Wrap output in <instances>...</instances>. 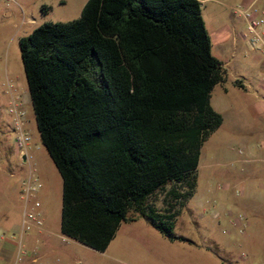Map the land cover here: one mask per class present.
I'll return each instance as SVG.
<instances>
[{"label":"trees","instance_id":"trees-1","mask_svg":"<svg viewBox=\"0 0 264 264\" xmlns=\"http://www.w3.org/2000/svg\"><path fill=\"white\" fill-rule=\"evenodd\" d=\"M19 48L62 178L61 232L102 251L122 221L142 215L184 239L174 233L179 207L222 122L210 95L225 69L199 0H86L79 16L33 27Z\"/></svg>","mask_w":264,"mask_h":264},{"label":"rangeland","instance_id":"rangeland-1","mask_svg":"<svg viewBox=\"0 0 264 264\" xmlns=\"http://www.w3.org/2000/svg\"><path fill=\"white\" fill-rule=\"evenodd\" d=\"M84 1L0 0V245L3 239H12L16 245L20 239L25 204L21 183L29 174L30 162L39 186L29 198L28 208L40 212L43 224L41 230L31 228L23 232L21 242L27 251L34 249L42 237H49L56 245L64 244L66 239L67 245L72 247L73 255L68 264H264V208L254 211L251 207L224 205L212 200L213 192L222 188L217 175L230 169L231 162L242 156L237 153V147L243 148L244 153L247 131L259 125L260 111L256 107L238 109L241 116L238 125L232 118L234 106L243 102L244 96L251 103L258 101L257 92L246 93L235 84V79L240 78L247 62H259V57L248 52L241 39L236 46L231 37L215 40V33L224 24L234 25L238 33L244 28L243 20L232 9L244 3L242 0H199L212 52L224 63L225 69L223 79L211 92L210 101L215 104L220 100L226 106L223 114L228 115L203 142L196 190L193 197L179 207L174 233L184 239L169 240L142 215H137L134 221H122L102 251L63 238L60 230L62 178L36 125L19 38L45 21H66L79 16ZM43 5L49 7L47 11L42 9ZM253 71L255 77L260 75L257 67L254 66ZM11 93L22 94L27 99L26 128L31 135L28 151L32 154L29 162L23 159L15 143L13 116L8 110ZM162 198L160 191L150 196L158 208ZM215 210L220 213L218 217L212 215ZM228 210L233 215L245 213L247 225L243 232L235 224V216L227 215ZM6 223L11 226L7 228ZM15 252L16 248L12 258L0 259V264H13Z\"/></svg>","mask_w":264,"mask_h":264},{"label":"crops","instance_id":"crops-1","mask_svg":"<svg viewBox=\"0 0 264 264\" xmlns=\"http://www.w3.org/2000/svg\"><path fill=\"white\" fill-rule=\"evenodd\" d=\"M60 1L62 2L65 0ZM242 1L244 3H250L252 0ZM255 2L260 8L264 9V0H255ZM48 8L49 7L45 5L46 11ZM31 20H33V18H31ZM228 37H231V41L233 42L234 46H236L238 40L241 39L238 30L234 25L229 26L227 24H224L222 26V29L215 33V40L223 41ZM247 51L250 52L253 56H258L260 60L259 62H247L246 66H244L242 70V75H239L240 78L235 79V84L246 93L250 90H253V92H257L259 98L257 102L251 103V100H249L247 96H244V101L238 102L234 106L235 108L234 113L232 114V118L235 120L236 125H238L241 118L239 113L240 110L238 109L247 108L249 106L250 109L252 107H256L260 111L259 125L257 127L251 126V129L247 131L248 138H245L243 140L244 142L246 141V148L244 150V153L241 154L242 156L233 162V165L230 169L222 171L219 173V175H217L221 178L222 188L220 191L213 192L212 200L220 202V204L224 205L237 204L245 207H251L254 211H258L261 210V208H264V58L259 52H253L248 49ZM222 64L224 66L223 62ZM254 66L257 67V69H259L260 71V75L257 77H255L253 74ZM211 105L215 110L221 113L222 124L225 121L226 116L228 115H224L222 110L226 106L223 105L220 100L219 102L215 101V104ZM28 154L29 162V158L32 157V154L29 151ZM10 174H13V172H10ZM238 186H240V188ZM236 188H239L241 190L240 194H237L235 192ZM136 218L134 220H136ZM4 225L7 226V228L11 226V224L9 223H6ZM22 234L23 233H21L20 231L19 241L22 238ZM62 236L63 238H71L64 235L63 233ZM3 240L4 241H2L0 245V259L9 261V259H11L14 254L15 248V254L17 253L19 241L16 245V242L12 239ZM38 243L39 244L34 249L28 250V254L24 257L23 261L17 264H68L69 257H72L73 255L72 247L67 245L66 239L64 240V244L56 245L55 242L51 240V238L42 237ZM15 257L16 255L13 258V264H15Z\"/></svg>","mask_w":264,"mask_h":264},{"label":"built area","instance_id":"built-area-1","mask_svg":"<svg viewBox=\"0 0 264 264\" xmlns=\"http://www.w3.org/2000/svg\"><path fill=\"white\" fill-rule=\"evenodd\" d=\"M2 1L9 2L13 0ZM232 9L233 13L241 17L244 22V28L239 32V35L247 49L253 52H259L264 58V9L260 8L255 0H252L250 3L237 4ZM26 102L27 99L24 95L11 93L8 110L13 116L16 146L21 156L24 157L23 159L27 158L26 160H28V149L31 135L26 128ZM236 151L238 154H242L243 148L237 147ZM231 163L232 166L233 162ZM29 167V174L21 183L22 197H24L25 202L21 218V233L31 228L41 229L43 224L40 212L35 208H28L29 198L37 191L39 186L34 169L30 165ZM235 192L240 194L241 190L236 188ZM219 214L220 213L217 210L212 213L214 217H218ZM199 215L201 216L202 214L199 213ZM227 215L235 216V224L238 226L239 230L243 232L247 225L245 222V213L238 212L236 215H233L232 212L228 210ZM27 254L28 251L24 248L23 243L20 240L17 247L15 264L22 262Z\"/></svg>","mask_w":264,"mask_h":264}]
</instances>
